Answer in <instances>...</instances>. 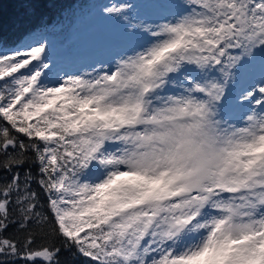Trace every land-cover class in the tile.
Returning <instances> with one entry per match:
<instances>
[{"label":"snow or ice","instance_id":"snow-or-ice-1","mask_svg":"<svg viewBox=\"0 0 264 264\" xmlns=\"http://www.w3.org/2000/svg\"><path fill=\"white\" fill-rule=\"evenodd\" d=\"M60 2L0 0V264H264V0L106 4L83 68Z\"/></svg>","mask_w":264,"mask_h":264},{"label":"trees","instance_id":"trees-1","mask_svg":"<svg viewBox=\"0 0 264 264\" xmlns=\"http://www.w3.org/2000/svg\"><path fill=\"white\" fill-rule=\"evenodd\" d=\"M61 0L53 8L42 9L49 18L54 17L55 23L47 30L48 40L52 44L53 51H57L61 54L69 51L73 43L79 44L81 40H84L86 34L80 35L82 31L81 26H96L101 25L106 31L113 33L119 28L122 30V26L115 20L105 18L101 10L104 5L118 2V0ZM128 2H138V0H128ZM142 2V0H139ZM98 7V8H97ZM21 9L18 5L5 4V16L6 19L20 12ZM100 19V22H97ZM120 31V32H121ZM89 36V34H88ZM39 38V33L34 36L19 34L14 39H21L22 42L32 41L33 38ZM114 38V37H113ZM74 44V45H75ZM81 49H75L78 52ZM35 172V168H33ZM35 185L33 188L35 189ZM41 202L43 203V195L41 194ZM11 233V230H10ZM19 236V233H11ZM22 238V237H21ZM38 243H42V240H38ZM84 258L74 256L70 253H61L60 261L61 264H83Z\"/></svg>","mask_w":264,"mask_h":264},{"label":"rangeland","instance_id":"rangeland-1","mask_svg":"<svg viewBox=\"0 0 264 264\" xmlns=\"http://www.w3.org/2000/svg\"><path fill=\"white\" fill-rule=\"evenodd\" d=\"M108 2H110V0ZM104 17L108 18L105 15ZM97 22H100V19ZM85 30L87 32L86 38L81 40L79 44L73 43L70 52L64 55L57 51H53V54L57 57L62 66L67 65L71 68H83L90 64L94 65L98 64L100 61L108 60L116 52L122 50L123 31H121V28L113 33L106 31L101 25L85 27ZM26 42L31 43L32 41ZM74 49L81 50L75 54L73 53ZM252 75L256 79L259 78L258 66Z\"/></svg>","mask_w":264,"mask_h":264}]
</instances>
